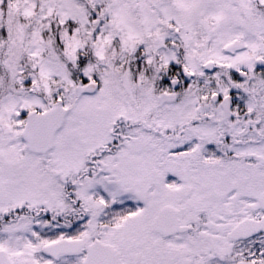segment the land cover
<instances>
[{"label": "snow or ice", "instance_id": "obj_1", "mask_svg": "<svg viewBox=\"0 0 264 264\" xmlns=\"http://www.w3.org/2000/svg\"><path fill=\"white\" fill-rule=\"evenodd\" d=\"M0 264H264V0H0Z\"/></svg>", "mask_w": 264, "mask_h": 264}]
</instances>
